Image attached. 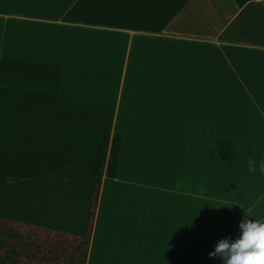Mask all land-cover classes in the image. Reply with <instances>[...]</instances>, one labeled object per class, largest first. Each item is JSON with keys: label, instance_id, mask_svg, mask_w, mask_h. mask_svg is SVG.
<instances>
[{"label": "crops", "instance_id": "1", "mask_svg": "<svg viewBox=\"0 0 264 264\" xmlns=\"http://www.w3.org/2000/svg\"><path fill=\"white\" fill-rule=\"evenodd\" d=\"M109 124L87 264H221L264 217V0H0V219L85 235Z\"/></svg>", "mask_w": 264, "mask_h": 264}, {"label": "trees", "instance_id": "2", "mask_svg": "<svg viewBox=\"0 0 264 264\" xmlns=\"http://www.w3.org/2000/svg\"><path fill=\"white\" fill-rule=\"evenodd\" d=\"M123 135L109 124L99 152L91 221L83 236H73L30 223L0 219V264H87L93 219L104 176L118 175Z\"/></svg>", "mask_w": 264, "mask_h": 264}, {"label": "clouds", "instance_id": "3", "mask_svg": "<svg viewBox=\"0 0 264 264\" xmlns=\"http://www.w3.org/2000/svg\"><path fill=\"white\" fill-rule=\"evenodd\" d=\"M260 172L264 173V161L260 163ZM208 256L218 258L221 264H264V217L254 219L245 213L238 235L218 240Z\"/></svg>", "mask_w": 264, "mask_h": 264}]
</instances>
